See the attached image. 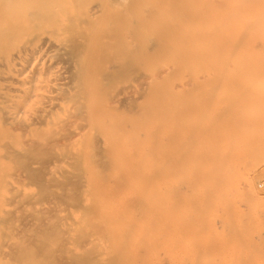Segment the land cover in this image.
<instances>
[{"label":"bare ground","instance_id":"bare-ground-1","mask_svg":"<svg viewBox=\"0 0 264 264\" xmlns=\"http://www.w3.org/2000/svg\"><path fill=\"white\" fill-rule=\"evenodd\" d=\"M171 95L166 202L186 234L225 182L261 219L264 0H0V264H165Z\"/></svg>","mask_w":264,"mask_h":264},{"label":"rangeland","instance_id":"rangeland-1","mask_svg":"<svg viewBox=\"0 0 264 264\" xmlns=\"http://www.w3.org/2000/svg\"><path fill=\"white\" fill-rule=\"evenodd\" d=\"M177 99L175 95L169 97L162 96L161 98L162 171L159 251L162 262L165 264H264V216L261 219L253 217L254 219L250 223L252 221L255 222L251 224L248 223L251 219L250 216H248L249 219H245L244 213H247L248 208L245 200L248 197V193L245 191L246 188L244 190L237 185L238 181L234 185H230L228 182L222 184L214 202H211L212 204L210 205L213 209H209V225L207 224L208 226L205 225L203 229H199L198 233L195 232L196 234H186L183 216H175L174 210L172 211V208H168L166 202L168 179L166 167L170 140H168L165 131L166 118L168 117L165 107L167 104H171V110L174 111ZM177 126L176 124L172 129L171 139L178 132ZM178 155L175 161L176 164H180L181 162L180 154L178 153ZM254 163L256 165L257 161ZM254 163L244 164L241 173H247L252 169ZM225 172V175L232 173L230 171ZM261 176L260 178L256 176L252 179V183L257 191L264 190V176L262 174ZM182 177L183 173L177 170L174 177L175 181L179 182ZM182 189L185 188L183 187ZM179 192L183 194L185 191ZM194 204L198 203L194 202ZM203 204L205 205L206 202ZM178 206H181V203ZM199 209L198 205H194L192 208L197 213L200 212L201 209ZM246 221H248L247 224ZM175 222L177 223L176 227H174ZM172 233L176 235V243L173 242L169 245L167 239L168 235H172ZM194 244L199 245L197 246V249L199 248L198 251L196 248L195 250L191 248Z\"/></svg>","mask_w":264,"mask_h":264}]
</instances>
